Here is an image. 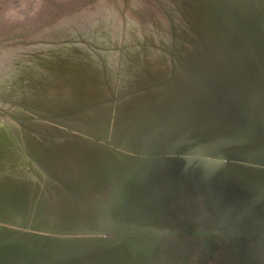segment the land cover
<instances>
[{"label": "rangeland", "instance_id": "rangeland-1", "mask_svg": "<svg viewBox=\"0 0 264 264\" xmlns=\"http://www.w3.org/2000/svg\"><path fill=\"white\" fill-rule=\"evenodd\" d=\"M211 62L230 73L211 71ZM186 87L209 92L212 116L264 130L241 102L252 95L254 108L264 107V0H0V240L25 241L21 231L51 234L55 242L86 235L40 224L43 212L55 218L81 206L54 156L83 140L129 163L137 158L131 173L161 151L188 158L181 165L197 171H206L211 158L227 163L167 147L164 129H178L195 111L172 124L161 110ZM130 103L143 106V122L126 145L115 135ZM112 160L98 165L101 177Z\"/></svg>", "mask_w": 264, "mask_h": 264}, {"label": "flooded vegetation", "instance_id": "flooded-vegetation-1", "mask_svg": "<svg viewBox=\"0 0 264 264\" xmlns=\"http://www.w3.org/2000/svg\"><path fill=\"white\" fill-rule=\"evenodd\" d=\"M171 162L152 157L126 182H71L83 202L65 213L97 223L91 232H113L138 264H264V226L234 223L238 215L203 171ZM0 264L89 263L0 242Z\"/></svg>", "mask_w": 264, "mask_h": 264}, {"label": "bare ground", "instance_id": "bare-ground-1", "mask_svg": "<svg viewBox=\"0 0 264 264\" xmlns=\"http://www.w3.org/2000/svg\"><path fill=\"white\" fill-rule=\"evenodd\" d=\"M251 61H253L252 57ZM211 63L213 64V62ZM245 82L247 83L246 80ZM95 85H98V83ZM246 86L248 85L246 84ZM183 89L176 97L165 104L161 111L170 118L172 124H175L177 119H183L185 109H194L195 112L186 123L181 121L178 129L170 126L164 129L163 136L168 148L189 150L196 153L247 156L264 161L263 128L250 120H247L245 125H233L227 118L220 115L212 116L214 112L210 101L213 98L209 96L207 90L203 87H192V89L189 88L190 90H187V87ZM241 102H243L247 113L254 114L256 118L264 122V107L258 106L255 109L252 95L241 98ZM142 107L130 103V105L123 108L121 115L118 117V130L115 140L126 145H132L138 139L140 133L137 138L135 136L142 127L140 121V109ZM105 114L104 110H99L97 117L99 115L104 117ZM103 117L98 118L102 119ZM195 117L200 120L205 118L207 121H193ZM83 142L81 145L74 146L71 151L59 150L54 156L57 172L60 175L61 173L66 174V177L70 178L72 183H111L120 181L123 176H128L131 173L129 169L133 168V163H137L138 159L134 156L132 157V163H129L116 157L110 150L107 151L102 146L97 145L94 149V142L86 140H83ZM82 145L88 147L83 146L84 148L79 151L77 147ZM109 157L113 159L112 161L115 164L110 167L107 177H101L98 165L109 162ZM165 159L176 165L188 161V158L181 156H167ZM209 172L211 175H216L219 172L222 175L219 186L222 189L223 200L228 208L238 207L243 202H253L264 191V170L255 166L239 163L223 164L219 160L211 158ZM228 191L233 194L229 196L226 193ZM263 214L264 206L246 210L235 219L234 223L238 224L245 219H250L248 217L257 218ZM40 224L42 227L49 226L53 228L63 226L78 232H85L86 235L68 239L62 238L55 242V236L51 234L21 231L19 235L25 240L21 242L28 247L35 248H44L40 245L41 243L47 245L46 247L55 245L58 249H63L60 251L56 248L58 252L60 251L59 253H69L89 264H138V260H129L125 257L123 245L117 238H106L101 233L89 231L94 225L96 226L97 223L95 222H81L69 213L57 215L53 218L47 212H43ZM3 236H7L5 237L7 239L11 238L10 235ZM0 242L3 241L0 240Z\"/></svg>", "mask_w": 264, "mask_h": 264}, {"label": "water", "instance_id": "water-1", "mask_svg": "<svg viewBox=\"0 0 264 264\" xmlns=\"http://www.w3.org/2000/svg\"><path fill=\"white\" fill-rule=\"evenodd\" d=\"M206 24H207V22H206ZM208 24H209V22H208ZM211 68H212L211 71L212 70L213 71H217L218 73H220L222 75L224 74L223 76L228 75L230 73V71L228 69H226V67L223 65L222 62H216V63L213 62ZM249 70L251 72V69H249ZM193 110L194 109H190V108L185 109V111H193ZM140 121H141V123L143 122V119H141V117H140ZM176 150L177 149H173L172 153H176L177 155H179L178 154L179 151H176ZM161 152L162 153H160V152L151 153V158L152 157L153 158L156 157V158L161 159V160H163L165 162L170 161V160L165 159L167 157L166 156L167 153H170V152L169 151H161ZM189 152H191V151H189ZM207 154L213 155L215 157L223 158L224 160L227 161V163H223V164H229V163L249 164V165L255 166V167L259 168V169H263L264 170V161L259 160L257 158H253V157L251 158V157H247V156L230 155V154L229 155L228 154H225V155L224 154H213V153H207ZM146 165H147V163H141L139 168L136 169V173L139 174L140 171H142L144 169V166H146ZM173 165H176V164L174 163ZM179 166H182V165H179ZM189 166H191V165H189ZM204 170H203V172H204V175L207 177V179H209V181L213 182V184L220 190V192H222V189L219 186L220 179H221V176H222L220 174V172L218 174H216V175H211L210 172H209V165H208V169H206V171H204ZM136 173H130L128 176L122 177V179H120V181L123 180L124 182H126L128 180H131L132 178H134ZM67 180L69 181L68 183L71 182L70 178H67ZM226 193L229 196H231L233 194V193H230L229 191L226 192ZM258 198H261L260 202L258 201L257 203H255L252 208H248L253 203L252 201H250L248 203L247 202L246 203L243 202V203H240L238 207L231 208V212H232L233 209H237V210L239 209L240 211L241 210L242 211L243 210L246 211V210H251V209L257 208L259 206L263 207L264 206V191L262 193H260L255 200H257ZM244 211L241 212L240 214H238V216L241 215L242 213H244ZM69 215H72V213H70ZM248 218H250V219H248V220L245 219L244 221H242L241 223H238V224H240L241 226L242 225L244 226L245 223L250 224L249 228H251L252 226L253 227H257V228H258V226H264V214L262 216H260V217H257V218H253V217H248ZM9 244L16 245V246L19 245V246L27 247V248H30V249H50V250L57 251L56 249L51 248V247H44V248H42V247H40V248L28 247L26 244H24L22 242H16V241H9Z\"/></svg>", "mask_w": 264, "mask_h": 264}]
</instances>
